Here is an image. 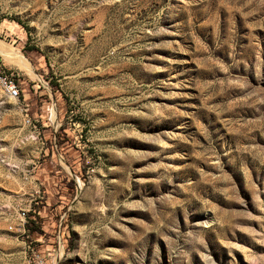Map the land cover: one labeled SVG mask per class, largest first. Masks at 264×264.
I'll return each mask as SVG.
<instances>
[{"label": "rangeland", "instance_id": "374dc122", "mask_svg": "<svg viewBox=\"0 0 264 264\" xmlns=\"http://www.w3.org/2000/svg\"><path fill=\"white\" fill-rule=\"evenodd\" d=\"M0 59V264H264V0H0Z\"/></svg>", "mask_w": 264, "mask_h": 264}, {"label": "built area", "instance_id": "2783aa9c", "mask_svg": "<svg viewBox=\"0 0 264 264\" xmlns=\"http://www.w3.org/2000/svg\"><path fill=\"white\" fill-rule=\"evenodd\" d=\"M19 83L13 69L5 67L0 59V92L10 99H17L19 96ZM25 213H22V217ZM31 264H48L44 257L37 251H32Z\"/></svg>", "mask_w": 264, "mask_h": 264}, {"label": "bare ground", "instance_id": "6f19581e", "mask_svg": "<svg viewBox=\"0 0 264 264\" xmlns=\"http://www.w3.org/2000/svg\"><path fill=\"white\" fill-rule=\"evenodd\" d=\"M2 55L4 57L11 59L13 63L17 65L19 68H21L22 70L30 73V66L18 54H15V53L13 54V53H9L8 51H4L2 52Z\"/></svg>", "mask_w": 264, "mask_h": 264}, {"label": "trees", "instance_id": "16d2710c", "mask_svg": "<svg viewBox=\"0 0 264 264\" xmlns=\"http://www.w3.org/2000/svg\"><path fill=\"white\" fill-rule=\"evenodd\" d=\"M64 264H69V263H64Z\"/></svg>", "mask_w": 264, "mask_h": 264}]
</instances>
